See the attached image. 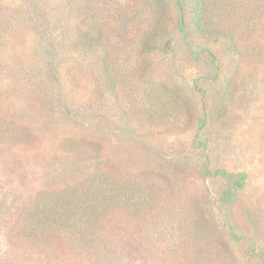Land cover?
<instances>
[{
	"label": "rangeland",
	"instance_id": "rangeland-1",
	"mask_svg": "<svg viewBox=\"0 0 264 264\" xmlns=\"http://www.w3.org/2000/svg\"><path fill=\"white\" fill-rule=\"evenodd\" d=\"M43 1L37 9L31 0H0L2 55L26 66L28 75L49 61L46 53L51 50L64 92L63 97L52 92L46 102L60 124L39 137L26 151L30 153H4L17 159L18 177L40 176L42 164L66 154L64 144L86 148L92 142L118 176L149 178L158 209L176 206L175 221L163 226L153 245L159 255L171 257L174 264H264V0H217L214 14L224 13L233 32L249 36L235 47L227 44L229 50L219 37L208 39L197 31L196 0H161L158 7L153 0H98L96 18L116 46L117 61L110 69L80 47L77 17L83 8L77 5L86 0ZM45 7L51 18V24H44L46 34L32 24ZM180 17L194 54L206 45L215 50L221 64L218 76L207 60L180 46ZM242 17L249 23L242 21L240 28L236 20ZM155 23L167 29L169 47L141 45L143 34L157 29ZM43 35L47 44L42 45ZM0 75L1 87L14 78ZM199 90L205 92L202 98ZM26 95L14 103L23 105ZM62 110L83 120L98 118L97 127L71 122ZM217 169L229 174L222 177ZM242 172L244 186L229 205L221 196ZM14 179L4 186L12 187ZM192 201L195 206L188 211ZM227 217L233 220L231 227ZM10 250L0 235V264L4 258L9 259L3 264H17Z\"/></svg>",
	"mask_w": 264,
	"mask_h": 264
},
{
	"label": "trees",
	"instance_id": "trees-1",
	"mask_svg": "<svg viewBox=\"0 0 264 264\" xmlns=\"http://www.w3.org/2000/svg\"><path fill=\"white\" fill-rule=\"evenodd\" d=\"M97 1L86 0L77 5V8H83L77 17L78 41L81 48L95 53L98 65L102 63L110 69L117 61L113 48L116 46L100 28L96 17L101 6L94 7ZM159 1L157 4L155 0L150 2L153 7H158ZM31 2L38 9L44 1ZM196 3L198 14L194 22L200 34L208 39L219 37V44L228 50L229 46L235 47L243 41L242 38L249 37L244 36L245 33L240 34L242 31H237L239 34L233 32L224 13L214 14L217 0H196ZM218 4L226 7L225 2ZM44 11L45 14L38 15L39 18L36 17L32 24L46 34L44 24L48 21L51 24V18L46 7ZM236 21L240 28L242 21L249 23L243 17ZM160 25L155 23V32L143 34L141 45L144 44V48L149 43L155 50L170 46L166 39L169 33ZM177 27L183 35L180 46L184 44V48L193 55L183 18L177 19ZM164 42L167 45L163 46ZM4 43L0 34V72L10 73L14 78L8 86L1 87L3 76L0 75V187H3L0 192V235L9 244L11 254L17 255V264H174L176 260L159 255L153 245L163 233V226L175 221L176 206L158 209L159 202L152 200L149 178H141V175L129 179L118 176L110 161L106 163L97 155V148L92 147V142L86 148L64 144L66 154H57L48 163L42 164L43 173L40 176L18 177L17 168L20 166L17 159L4 153H30L26 151L39 137L46 136V132H52L54 126L60 124L59 115L48 108L46 102L52 92L56 91L62 97L64 92L60 65L51 55V50L46 53L49 61L38 69L31 68L27 75L24 74L28 70L26 66L15 64L2 55ZM41 43L47 44V36H41ZM211 47L206 45L194 55L196 59L207 60L205 62L213 67L218 76L221 64ZM204 53L206 56L202 58ZM37 71L39 74H36ZM23 93L27 94V102L16 105L14 99H19ZM199 93L198 97L202 98L205 92L199 90ZM61 112L71 122L97 127L98 118L83 120L69 110ZM206 172H211V168L206 166ZM215 172L222 177L229 174L221 169ZM12 176L16 183L14 181L12 187H5L3 183L8 182L9 185ZM235 177L230 191L221 196L229 205L246 179L243 172ZM194 202L189 205L188 211L194 208ZM196 213L197 210L190 213L191 225ZM226 219L231 227L233 220L230 217ZM8 259H1V263Z\"/></svg>",
	"mask_w": 264,
	"mask_h": 264
}]
</instances>
